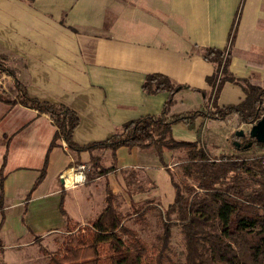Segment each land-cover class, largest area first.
Returning a JSON list of instances; mask_svg holds the SVG:
<instances>
[{
  "label": "crops",
  "instance_id": "crops-1",
  "mask_svg": "<svg viewBox=\"0 0 264 264\" xmlns=\"http://www.w3.org/2000/svg\"><path fill=\"white\" fill-rule=\"evenodd\" d=\"M209 47H227L228 71L264 86V0H0V53L31 97L78 114L72 139L79 145L119 133L128 120L161 113L168 92H143L149 73L179 85L166 116L206 103L211 92L206 78L215 70L202 56ZM13 78L1 77L5 83ZM244 97L240 85L226 82L216 104ZM259 112L264 115V96ZM200 123V144L215 156L228 151L233 131L247 133L251 126L234 113L219 121L198 118L195 128ZM195 128L176 122L171 134L194 141ZM55 131L49 113L0 101V259L8 264L9 251L65 225L60 203L72 222L86 223L102 210L106 188L128 197L126 170L145 172V152L155 153L138 146L76 152L62 139L49 149ZM169 151L163 150L164 158ZM102 154L110 157L107 165ZM93 161L114 168L100 175ZM45 162V175L26 200ZM76 164L94 174L64 188L59 175ZM95 201H100L96 207Z\"/></svg>",
  "mask_w": 264,
  "mask_h": 264
},
{
  "label": "trees",
  "instance_id": "trees-1",
  "mask_svg": "<svg viewBox=\"0 0 264 264\" xmlns=\"http://www.w3.org/2000/svg\"><path fill=\"white\" fill-rule=\"evenodd\" d=\"M229 37L231 44L233 35ZM202 56L215 65L213 74L206 78L211 86L206 103L194 110L166 116L179 85L164 74L149 73L142 82V91L147 94L168 92L161 113L128 120L122 124L119 133L105 140L79 145L72 139L79 124L78 114L63 104L31 97L25 85L16 78L15 69L8 65L7 56L0 53V72L14 77L7 89L0 91V101L49 113L56 125L49 149L58 139L76 152L104 147L113 151L120 146L153 147L168 174L163 149H179L186 154L181 164L182 183L171 175L175 195L163 213V231L157 243L149 246L123 223V216L114 202L116 195L106 188L100 213L76 231L73 226L80 223L71 225L60 203L67 231L62 246L47 253V264H177L167 252L171 235L169 220L173 211L184 235L185 254L181 264H264V143L257 142L246 132L242 134L235 130L228 137V151L211 156L200 144L202 123L195 128L198 118L219 121L233 113L240 122L253 124L260 117L264 86L250 79L235 78L228 71L231 55L227 47L206 48ZM226 82L240 85L245 97L236 104L218 106L216 100ZM176 122L195 128L196 139H174L171 125ZM93 164L98 167L95 173L100 175L114 168L100 167L94 161ZM45 167L46 162L27 192L26 200L42 181ZM150 201L132 204L134 215L143 218L144 212L153 207Z\"/></svg>",
  "mask_w": 264,
  "mask_h": 264
},
{
  "label": "rangeland",
  "instance_id": "rangeland-1",
  "mask_svg": "<svg viewBox=\"0 0 264 264\" xmlns=\"http://www.w3.org/2000/svg\"><path fill=\"white\" fill-rule=\"evenodd\" d=\"M2 76H4V73L0 72V91L6 90L8 84L12 82L5 83L4 79H1ZM146 149L155 152L153 147H146ZM163 150L167 149L164 148ZM208 150L212 156L211 149ZM145 153L147 154L145 155V172H142L143 169L138 167L127 169V174L125 173L126 175H124V183L128 197L126 199L121 194H117L114 202L117 205L118 211L123 216V223L136 231L137 235L146 244L151 246L157 243L158 237L163 231L162 224L165 220L163 213L174 199L175 191L172 186L171 175L175 181L182 183L181 164L185 160L186 154L183 150L179 149L169 151L164 158L166 167L169 170L168 174L165 167L160 165L155 153ZM101 160L103 164L107 165L110 162V157L102 154ZM92 174H94L92 168L86 169L85 180L89 176L92 177ZM147 200H151L150 202L153 204V207L144 212L143 218L134 215L132 212V204H142ZM95 203L94 207L100 201H95ZM70 207V211L76 210V205L72 204ZM74 223L72 222L71 225H74ZM169 224L171 235L167 244V252L174 262L181 264L185 254L184 235L181 224L176 220L174 211L170 215ZM84 225L85 223H80L79 225L73 226L75 227L73 231H76L78 227H83ZM66 231L65 226H62L48 236L31 237L29 239V245H23L19 250L9 251L6 254L8 258L6 261H9L10 264H47V253H52L62 246L63 235H65ZM28 238L29 235L25 233L22 236V243L25 244ZM0 264L8 263L0 259Z\"/></svg>",
  "mask_w": 264,
  "mask_h": 264
},
{
  "label": "built area",
  "instance_id": "built-area-1",
  "mask_svg": "<svg viewBox=\"0 0 264 264\" xmlns=\"http://www.w3.org/2000/svg\"><path fill=\"white\" fill-rule=\"evenodd\" d=\"M85 164H76L59 175L64 188H73L85 180Z\"/></svg>",
  "mask_w": 264,
  "mask_h": 264
},
{
  "label": "water",
  "instance_id": "water-1",
  "mask_svg": "<svg viewBox=\"0 0 264 264\" xmlns=\"http://www.w3.org/2000/svg\"><path fill=\"white\" fill-rule=\"evenodd\" d=\"M243 134L244 131L240 130ZM247 134L254 138L257 142L264 143V115H262L256 122L251 124Z\"/></svg>",
  "mask_w": 264,
  "mask_h": 264
}]
</instances>
